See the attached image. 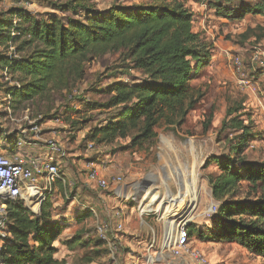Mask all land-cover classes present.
I'll list each match as a JSON object with an SVG mask.
<instances>
[{"label":"trees","instance_id":"obj_1","mask_svg":"<svg viewBox=\"0 0 264 264\" xmlns=\"http://www.w3.org/2000/svg\"><path fill=\"white\" fill-rule=\"evenodd\" d=\"M206 3L217 17L231 21H241L246 15L264 17V1ZM56 10L60 13L39 17L17 7L0 13V70L19 84L4 88L9 100L4 107L0 105V140L5 139L1 118L9 111L37 103L34 115L41 116L38 123L44 122L43 111L53 109L57 95L70 103L76 99L68 95L86 77L85 65L107 54L120 53L123 64L110 69L115 72L104 90L106 101L90 105L88 110L119 107V111L91 130L92 139L108 144L129 137L131 147L144 142L155 146L156 128L180 127L195 109L203 94L191 81L209 64L212 46L194 31L193 12L186 2L142 0L127 5L114 0L110 7L99 9L94 0H74L73 4L57 5ZM242 110L241 104L226 107L227 121L222 126L240 134L228 153L207 157L201 167L207 168L211 162L218 165V172L207 175L212 198L218 202L217 212L203 226L187 224V235L200 243H235L248 255L264 259V161L245 156L252 142L250 121L244 124L238 114ZM16 138L7 139L13 144ZM7 210L9 236L2 246V263L60 264L54 257L58 251L55 243L66 221L54 216L64 208L54 207L50 195L38 214L33 215L21 200L10 203ZM91 213L86 209L75 215L80 221ZM147 219L152 222L151 217ZM97 241L106 259V248ZM79 242L73 236L64 244L73 249Z\"/></svg>","mask_w":264,"mask_h":264},{"label":"rangeland","instance_id":"obj_2","mask_svg":"<svg viewBox=\"0 0 264 264\" xmlns=\"http://www.w3.org/2000/svg\"><path fill=\"white\" fill-rule=\"evenodd\" d=\"M73 1L0 0V13L15 7L24 8L22 5L27 3L28 12L37 14L38 17L46 16L52 12L60 13L56 10L57 5L73 4ZM183 1L193 12L194 31L211 44L212 56L209 64L191 81V85L203 94L202 98L180 127L161 125L156 128L158 134L155 146L144 142L140 147H131L129 137L105 144L90 136L93 128L106 123L119 111V107L88 109L90 105L102 104L106 101L107 94L104 90L111 81L110 75L115 72L110 69L123 64L120 53L107 54L85 65L86 77L75 85L74 89L76 88L77 93L72 98L76 99L71 103L57 95L52 104L53 109L45 111L44 107L42 108L43 119L45 118L44 122L39 123L42 143L54 138L63 144L65 155L62 158L58 157L57 161L62 159L61 162H67L68 166L61 168L69 178L75 179L79 191L88 195V198H80V201L92 203L98 219L110 220L108 214L119 207L121 202L116 200L111 187L94 188L86 181L87 178L83 174L77 175L76 164L81 159L104 160L106 164L100 173L109 180L114 175L120 174L125 183L148 182L152 185L153 191L170 190L169 193L178 203L173 215L182 210L195 217L188 224L203 226L208 223L207 218L204 219L201 214L203 208L213 201L207 175L218 172V165L211 162L207 168L202 169V164L207 157L216 155L223 157L228 153L229 146L236 142V136L240 134L228 125L222 126L224 119H227L224 117L227 106L234 107L241 104L243 110L238 113L241 114L240 119L244 124L250 121L252 146L246 147L245 156L250 160L264 161V68L251 62V57L255 53L264 59V19L249 15L241 21H231L222 17L227 21L220 22L218 18H222L217 17L215 10L206 3V1L212 3L213 0ZM239 1L257 3L264 0H235L234 5ZM9 49L13 50L12 47ZM27 51L28 49L25 48L23 52ZM226 52L237 55L243 60L249 78V87H241L237 84L234 66L226 57ZM13 81V77L0 70V105L2 104L3 107L9 100L4 88L11 86ZM84 101L89 103L85 104ZM37 106V103L24 104L9 111V115L4 116V120L1 118L5 139L17 137L21 129H27L30 121L35 120L38 123L42 119L40 115H34ZM29 135L31 136V133ZM88 141L95 144L94 150H86ZM6 146L5 142L3 147ZM21 151L28 156L35 154L32 147H23ZM190 165L194 168L193 171H189ZM177 169L180 176L169 179V176L176 175ZM58 207L64 208L63 217L67 223L55 243L58 247L54 255L55 259L59 260L60 264H106L104 248L98 243L94 233L97 217L91 213L86 219L77 221L76 211L69 202L59 203ZM196 213L200 215H191ZM126 216L124 232H122L124 237L129 234H145V226H139V220L131 207ZM152 224L157 238L161 224L154 222ZM73 236L79 237L80 242L73 249H68L64 242L72 239ZM129 241V238H123L119 248L120 254L122 252L125 255L130 251ZM190 245L200 249L211 264H264L263 258L248 255L235 243L212 241L200 243L193 238Z\"/></svg>","mask_w":264,"mask_h":264},{"label":"built area","instance_id":"obj_3","mask_svg":"<svg viewBox=\"0 0 264 264\" xmlns=\"http://www.w3.org/2000/svg\"><path fill=\"white\" fill-rule=\"evenodd\" d=\"M28 10L27 3L22 5ZM226 57L234 66L237 75V84L241 87H249V78L246 65L243 60L230 52ZM251 62L264 68V59L256 53L252 55ZM19 87L17 82H13ZM77 93L72 89L70 98ZM13 145L17 148L32 146L40 137V124L35 120L29 122V126L20 130ZM31 133V136L29 135ZM49 150L57 152L60 156L65 155L61 142L51 138L44 141ZM249 145V147H251ZM86 150L95 149V144L86 142ZM106 162L104 160H87L84 165L86 178L96 188H112V193L120 206L113 209L108 215L110 220L98 219L92 203L80 201L79 196L72 193L76 181L69 178L61 170L60 164L55 161H43L40 156L25 157L14 154L13 157L0 153V264L2 246L9 236L10 221L8 219L7 206L10 203L21 200L27 209L33 214H38L43 202L57 189V184L62 186V196L70 203L83 210H90L97 220L94 225L96 238L101 240L106 248V264H211L208 257L198 248L190 245L187 235L188 222L183 217L173 215L171 200L164 199L162 202L152 190V185L133 181L125 183L123 177L114 175L110 180L100 173ZM170 190L166 192L169 193ZM133 207L139 226H145V234H131L134 244L129 245L130 251L122 258L119 248L124 237V224L128 209ZM218 202L213 199L209 204V212L201 211L202 216L209 218L217 212ZM200 214V213H199ZM152 218V222L147 219ZM160 223L161 231L156 238L152 223ZM140 232V231H139ZM122 233V234H121ZM143 244V245H142ZM142 245L141 247H139Z\"/></svg>","mask_w":264,"mask_h":264},{"label":"crops","instance_id":"obj_4","mask_svg":"<svg viewBox=\"0 0 264 264\" xmlns=\"http://www.w3.org/2000/svg\"><path fill=\"white\" fill-rule=\"evenodd\" d=\"M94 1H95V4H96L97 8H99V9H106V8L110 7L114 3V0H94ZM126 1H130V2H124L125 4L131 5L132 2H134L133 4H137V2L142 1V0H126ZM246 16H249V15H246ZM256 17H262V16H256ZM262 18L264 19V17H262ZM218 20H220V22L227 21V20H224L223 18L222 19L218 18ZM41 125H43V124H41ZM5 142L7 143V146L6 147H3V144H5ZM23 147H32L35 150V154L34 155L40 156L42 158V160L45 161V162L46 161H50V160H52V161H55L56 160L57 161L58 157H61V158L63 157V156H60L57 152H55V153L51 152L49 150L48 146L45 144V142L42 143V141H38L36 144H34L32 146H22L20 148H17L12 143H9L8 142V139H2V140H0V153L1 154H4V155H7V156H10V157H13L14 154L21 155V156H25V157H30L28 155L22 154L21 148H23ZM61 160L60 161H57L60 164V166L63 167L65 165H67V162L66 161L65 162H61ZM85 162H86L85 160L81 159L76 164V167L78 166L77 175L83 174L86 177V174L84 172ZM71 179H74V178L72 177ZM86 181L89 184H91L94 188H96L93 183H90L87 179H86ZM59 185L60 184H57V189L51 195V197H53L52 198V202H53V206L54 207L58 206L59 203L64 202V199L61 196L60 191H59L60 190ZM75 194H76V196H79V198H88L87 197L88 195L86 196V193L85 192H80L79 189H78V187H77V190H76ZM69 204L71 205V207H73V209L76 211V213L81 212V211H84L82 208L76 207V205L73 204V203H69ZM131 209H132V211L134 213L133 207H131ZM64 215H65V211L63 213L58 214L57 216H54V217L55 218H57L59 216H62L63 217ZM71 215H72V212H71ZM127 238H129V240H130L129 241V243H130L129 245L134 244L133 237H131L130 234L126 237V239ZM121 256L123 258L125 255L121 252Z\"/></svg>","mask_w":264,"mask_h":264},{"label":"bare ground","instance_id":"obj_5","mask_svg":"<svg viewBox=\"0 0 264 264\" xmlns=\"http://www.w3.org/2000/svg\"><path fill=\"white\" fill-rule=\"evenodd\" d=\"M191 167L189 168V171H193L194 168H192V165H190ZM176 172V175H172V176H169V179H175V178H178L180 176V173L178 172V169L175 171ZM154 193L157 195V199L160 200L161 202L164 200V199H170L171 200V206L172 207V211H174V209L176 208V205L178 204L176 200L173 199L172 195L170 193H167L166 190L163 191V192H156L154 191ZM184 207V206H183ZM207 211L209 212V205L206 206L205 208H203V211ZM191 211V210H190ZM194 212V211H193ZM192 212V213H193ZM187 212H183L182 210L178 211L177 214L179 218L183 217V220L185 219L187 222L189 221H193L194 218L193 216H190L188 213L186 214ZM174 214V215H175ZM191 215H194V216H197V215H200L199 213H196V214H191Z\"/></svg>","mask_w":264,"mask_h":264}]
</instances>
